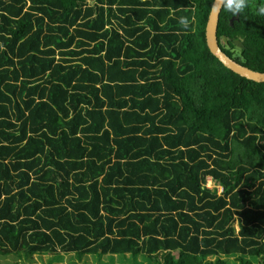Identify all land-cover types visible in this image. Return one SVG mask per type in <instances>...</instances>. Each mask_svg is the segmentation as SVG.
I'll return each mask as SVG.
<instances>
[{"label": "trees", "instance_id": "obj_1", "mask_svg": "<svg viewBox=\"0 0 264 264\" xmlns=\"http://www.w3.org/2000/svg\"><path fill=\"white\" fill-rule=\"evenodd\" d=\"M212 2L0 0L1 255L264 264V82ZM217 39L264 72V0Z\"/></svg>", "mask_w": 264, "mask_h": 264}, {"label": "rangeland", "instance_id": "obj_2", "mask_svg": "<svg viewBox=\"0 0 264 264\" xmlns=\"http://www.w3.org/2000/svg\"><path fill=\"white\" fill-rule=\"evenodd\" d=\"M207 183L209 184V181ZM109 255H104L101 258L85 255L79 258L72 255H59L55 257L50 253H42L41 255L34 254L32 260L26 263L22 258L11 252L6 255L0 254V264H14L18 262L19 264H155L154 262H149V259L143 255H137L136 257L130 256V254ZM246 259H249L254 264H260L259 257L246 256ZM229 260L230 264H239L234 257Z\"/></svg>", "mask_w": 264, "mask_h": 264}, {"label": "water", "instance_id": "obj_3", "mask_svg": "<svg viewBox=\"0 0 264 264\" xmlns=\"http://www.w3.org/2000/svg\"><path fill=\"white\" fill-rule=\"evenodd\" d=\"M226 0H213L205 25V40L209 51L228 69L247 79L264 82V72L248 68L229 57L219 46L217 24L219 13Z\"/></svg>", "mask_w": 264, "mask_h": 264}, {"label": "clouds", "instance_id": "obj_4", "mask_svg": "<svg viewBox=\"0 0 264 264\" xmlns=\"http://www.w3.org/2000/svg\"><path fill=\"white\" fill-rule=\"evenodd\" d=\"M245 5L246 0H227V7L233 11V14H238ZM179 23L185 30H188L190 27L189 20L186 17H180Z\"/></svg>", "mask_w": 264, "mask_h": 264}, {"label": "built area", "instance_id": "obj_5", "mask_svg": "<svg viewBox=\"0 0 264 264\" xmlns=\"http://www.w3.org/2000/svg\"><path fill=\"white\" fill-rule=\"evenodd\" d=\"M208 181H209V184L207 183L206 186H208L209 188H212L213 183H212L211 179L209 178V180H207V182ZM217 190H218V193H220L222 191V188L220 186H217Z\"/></svg>", "mask_w": 264, "mask_h": 264}, {"label": "flooded vegetation", "instance_id": "obj_6", "mask_svg": "<svg viewBox=\"0 0 264 264\" xmlns=\"http://www.w3.org/2000/svg\"><path fill=\"white\" fill-rule=\"evenodd\" d=\"M143 1H146V0H143ZM114 23H116V20L114 19ZM146 28H148V27H146ZM120 32H121V30H120ZM126 44H127V42H126Z\"/></svg>", "mask_w": 264, "mask_h": 264}]
</instances>
